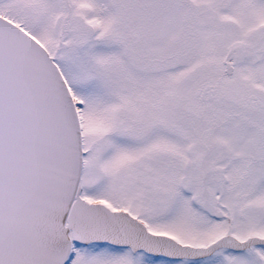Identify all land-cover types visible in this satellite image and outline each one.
<instances>
[{"label":"snow or ice","instance_id":"6c2138e0","mask_svg":"<svg viewBox=\"0 0 264 264\" xmlns=\"http://www.w3.org/2000/svg\"><path fill=\"white\" fill-rule=\"evenodd\" d=\"M0 264H264V0H0Z\"/></svg>","mask_w":264,"mask_h":264}]
</instances>
